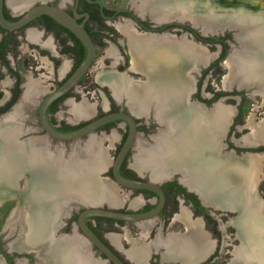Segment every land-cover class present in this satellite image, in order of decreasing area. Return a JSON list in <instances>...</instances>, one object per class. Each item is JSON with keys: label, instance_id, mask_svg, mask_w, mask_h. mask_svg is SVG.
I'll return each mask as SVG.
<instances>
[{"label": "flooded vegetation", "instance_id": "flooded-vegetation-1", "mask_svg": "<svg viewBox=\"0 0 264 264\" xmlns=\"http://www.w3.org/2000/svg\"><path fill=\"white\" fill-rule=\"evenodd\" d=\"M25 1L26 2L24 5L22 4L20 7H15V5L10 4L8 0H3V14L5 18L9 21H15L32 6L38 5L40 3H46L61 8L65 12L72 15L77 23H82L83 28L87 31L93 43L94 54L95 48L101 49V52L104 53L97 61L95 67L96 73L93 87L96 91L103 92L105 95L110 94L111 98H113V100L117 103H119L116 101L117 98L114 96L116 98L115 99L113 97L114 94L112 95V87L115 86L113 85L114 83L112 79L118 77L124 78L127 84L130 86H140L143 84V82H145V84L147 83V86L149 85V88H155V90L159 88L161 89V64L160 68L158 69L159 74L157 76L155 75L152 79H147L142 71L132 68L131 59L133 57V53H142V49L148 45L147 43L149 41V46H151V48L147 47L145 50L146 53H144L148 57L157 54L161 58V54L163 53H161L162 46L163 49H165V47H170L164 44V40L162 39L169 38L176 42L174 48H177L176 50L181 52L180 55L185 54V56H191L193 60L195 59L194 61L204 60L206 55H204V52L196 54L194 51L189 52L188 54V51L182 47L183 45L186 46L187 43H196L202 45L205 44L209 46L215 44L218 45V52H207L209 55V61L206 62L205 65L201 66L199 70L187 71L186 73L182 74L181 78L177 76L178 79H176L173 75L172 77L175 79L172 80L173 78H170L169 81L172 80L174 83H170L169 85L176 87L179 84V86H184L183 90L185 91L180 99L181 104L184 106L197 107L206 114H209L217 107L226 106L229 108L228 110L230 115L227 116L226 121H229L230 124L224 126L226 122L225 121L224 124L222 123L220 125L221 132L215 136V155L212 154V157H214L212 160L216 161L226 158L227 154H231V157L234 158V161H236L235 159L242 161L243 159H246V157L264 154V146L258 148H245L242 146L243 142L254 143L244 140V137L252 131V126L249 125V121L247 125L250 126V132L245 136H243L242 133L238 134L240 129L244 128L240 125H242L243 121V106L247 93H249V91L255 90L256 93L260 94V96L262 95L258 91L260 88H257V83L260 82V79L258 78V70L264 67L263 61L258 60V62H256L255 60H251L253 64L256 62V64L253 66H257V69L253 66H250V68L253 69L245 71L247 73V78L245 80H248L251 85L244 86V83L247 81L244 82L241 78L242 68L240 67V64L242 62H239V60H241L243 55L252 56L253 51H250L249 46H244V52L242 54H236V59L238 60L237 63L234 61L235 66L233 65L234 67H232L233 72L231 74L232 81L230 80V85H224L226 88H223V85L214 88L213 85L209 83V79L211 77L214 76L216 79V77L220 75L221 66H223V68L226 69L228 73V68L225 65V61L230 55H232V53L228 54V40L230 37H234V35L231 34V30H229L231 33L227 32L220 36L218 35V37L212 38L208 37L206 34H201L200 30L194 28L192 26V22L189 20H184L182 23L171 22L169 24H161V21L155 20L149 12L140 13V11L137 9V6L135 7L133 4V1L130 2L125 8H114L108 6L105 4L104 0ZM135 1L137 2V0ZM139 2L141 3V0H139ZM119 22H127L130 24L134 34L127 33L122 28L117 27V23ZM143 40L146 41L143 42ZM242 43L249 45L245 38ZM85 55L86 48L84 44L76 37V35L70 29L61 25L53 18L45 14L38 15L25 25L12 30L6 29L0 25V146L3 147L9 140V145L11 146V144H14L17 148H20V146L24 145L28 149V145L31 146L32 144H41V146H44L43 150H53L51 147L52 144L47 143V141L52 142L53 140L58 139L46 132L41 126L39 117V108L41 102L53 89L58 87L66 78H68V76L82 62ZM21 59L22 61L24 60L26 62V65L23 66L20 64L19 60ZM46 60L49 62L52 73L49 71L48 65H44L48 63ZM94 61H96L95 55H93L90 67L93 66ZM256 71L258 73H256ZM251 72L255 73V75L250 76V74H252ZM100 75H102V77H100ZM135 76H141L142 78L137 80ZM81 77L67 92L54 99L45 110L47 122L57 132L65 133L73 131L92 119L101 116L99 115L93 117L92 115L94 114V109L89 114L90 117L88 118L86 117L88 115L75 117L72 113L71 108L82 103V100H76V96H78L80 92H83V89L87 88V84H80ZM155 78L157 79L155 80ZM252 81L255 83H251ZM29 85L33 86V91H35L34 94H29L27 92ZM44 86L48 89H43ZM71 93H73V96H71ZM203 93L206 94V96H203ZM261 97L263 98V96ZM127 110L128 108L123 106H110L107 111L113 112ZM232 110L233 118L231 117ZM134 120L136 123V134L139 133V129L142 131L150 130L154 129L156 126L153 125L154 122H151L148 125L145 122L143 123L138 118L134 117ZM120 123H123L125 127L122 132L121 143L118 145L117 152L127 134L128 124L122 119H116L96 130L107 131L108 129H111L112 126L121 130V126L119 125ZM166 128V125L161 122V130ZM222 129H225V131H222ZM161 130L156 133V135L160 134ZM112 131L113 136L117 134L116 130ZM85 137L86 136L81 138ZM61 141L69 142L68 140ZM140 144H142L144 147H153L151 145H145L146 143L142 142ZM45 146H48V148L52 150L46 148ZM82 147H85V144ZM8 148H10V151H14V149H11V147ZM73 148H79V144H74ZM59 149L61 148L59 147L56 150ZM78 150L81 151V149ZM248 150H257L258 153H254L249 156H242L243 153ZM131 151L132 148L129 149L125 158L121 162L119 167L121 176L130 179L148 181L149 176L144 177L142 175V172L145 170L141 169L144 168H138L135 164V157L138 152L137 147L134 158H132V161L129 163L128 159L131 155ZM55 155V161L58 168V171L56 172L58 176H64V173L67 171L75 172L76 169L74 168L64 171L66 167H63V165L69 160L64 159L61 152L56 153ZM16 161L17 160L15 159V162ZM21 161L23 163L15 164L13 167V169L17 168V173L21 170L25 171L24 174L17 175V173H15V175L18 176V182L16 181L14 183L11 182L6 184L5 181H0V216H3V222L0 223V264H57V261L59 262L58 258H63L65 255L63 254L64 251L60 247H63L64 245L67 248V246L70 247V244L76 249L74 252L70 253L73 256L75 255V258H78L79 256H84L85 258L86 252L84 248H87L89 251H87L89 259H102L109 264H113L110 260L108 261L107 257L93 244H86L87 241L85 240V235L77 226V217L81 211L86 209L87 206L82 203L77 204L76 199H69L68 195H66L64 191L58 194H61V200L65 197V199L62 201L63 204L64 202L71 200L69 201L67 210L65 211L64 205H61L62 202L54 197L53 202L55 201L56 205L53 206L54 203H50L46 215L51 223L48 224V230L46 234L41 235L38 238H31V232L29 229H32L34 226V223H32V210L37 208L38 203L36 202L32 208L31 205H29L27 198H25L24 193L21 191L23 188L21 183L22 177H24L23 183L27 181L30 184H35L38 181L43 180H39L38 176H41L42 178H48V175L40 173L37 174L38 171L36 169L37 167L35 163H26V160H23L20 157V162ZM3 167L4 166L1 163L0 168ZM32 169H36V174ZM176 170L177 172L174 173V175H172L169 179H163V177L161 178L162 180L160 183L154 182L159 186L164 194L163 205L156 216L146 220L129 221L103 216H87L85 218V224L125 264H137V259H135L130 254V249L132 248L133 243L131 242L130 246V243L127 242V248H124L121 245L120 239H125L124 234L126 233L134 236V238H140L142 224H144L146 227H149L147 228L149 229L147 237L151 239V241L159 238L156 241L154 240L153 244L143 243L146 244L149 249L145 253V258L142 264H218L220 261H222L224 264H230L234 258L233 251L235 247L241 244L240 236L238 235V237L236 235V225L233 223V219H231L232 216H234L237 212L223 210L218 207L216 208L215 206L219 205L215 204L214 206V203L212 202L210 203L213 205H205L203 202H209L203 200L197 188H194L186 183L179 167L172 171ZM87 172L89 173V171ZM33 173L35 175H33ZM109 173L111 176V181L118 185L111 173V166ZM170 173L171 172H168L167 176L165 177H168ZM82 174H86L85 169H83ZM84 177L86 179L87 176L85 175L82 178ZM72 178L75 180V177ZM80 179L81 178H79L78 181H80ZM151 179L154 181L158 180L154 178ZM83 180L84 179H82V181ZM6 185H8V187H12V189L10 188V190L7 191L5 189ZM126 188V193H118V195L120 194L121 196V202L111 205L110 207L107 204L98 205V207L119 212L144 213L154 209L160 201L159 195L154 191L138 188ZM256 188L257 187L255 186V197L257 202L260 203L261 199L257 197L258 188L257 194ZM20 193H22V195ZM32 193L36 194V191L33 189ZM40 193H42L43 198H45L46 193L44 194L43 191H40ZM23 196L24 198L22 199ZM7 199H12L15 201V205L11 208L9 213L10 218H13L11 215L15 213L13 211L16 209H19L22 212H24V210L27 211L25 217H28L27 214L31 208L29 218L31 220H29L31 227L26 226L25 223L24 230L20 229L9 219L10 222L7 221V227L9 230L6 231V221H4L5 210L3 205L5 202H7ZM43 200L44 199L41 201L44 202ZM22 202L24 203L22 204ZM57 202H59V204H57ZM19 204H22L23 206L21 207L23 208H18ZM62 210H64L63 215H61ZM181 213H183L184 218L181 216ZM59 214L61 216H58ZM24 215L25 214H23V217ZM175 216L182 218L184 222L178 218H175ZM54 218H56V222H54ZM173 219L178 220L182 224L181 231H169L164 233V229H166ZM197 220L200 222L203 232L210 239V245L206 252L196 260H191L189 256L181 257V255L174 258L164 257L163 254L165 252V248L162 242H164L165 239L168 240L169 238L183 241L182 239L187 237L186 235L188 232L186 222H194ZM130 222L135 225V229L133 231H130V229L126 226V224ZM145 222H149L151 225L149 226V224H145ZM52 223H54V226H51ZM27 225L29 224L27 223ZM144 225L142 227H144ZM226 226L230 227L233 232L232 235L238 240V244L233 245L232 250L226 249V242L223 241L224 238H227V240L231 239L227 234H225V229H222V227L226 228ZM18 228L20 229V234L23 231L21 234L22 236L18 233ZM9 232L11 235L6 237L7 233ZM120 232H123V234ZM70 237L75 240L73 242H71V240L69 242L66 241ZM111 237L113 239H111ZM78 240L80 243L77 242ZM132 240L134 239H131V241ZM136 241L135 244H138ZM24 242L28 244L25 245ZM155 242H158V247L153 246ZM151 247L153 248L151 249ZM150 249L154 255L148 253ZM180 249H184L183 242ZM185 253H187V251H185ZM226 254H228V257H226ZM149 256L152 257L150 258Z\"/></svg>", "mask_w": 264, "mask_h": 264}, {"label": "bare ground", "instance_id": "bare-ground-1", "mask_svg": "<svg viewBox=\"0 0 264 264\" xmlns=\"http://www.w3.org/2000/svg\"><path fill=\"white\" fill-rule=\"evenodd\" d=\"M253 1L254 3L257 2V0ZM8 2L15 5V7H20V5H24L26 1L8 0ZM195 3L196 0H141V3L137 4V9L140 13L149 12L157 21H164L169 18H177L180 20L189 19L197 25L203 23V27L206 28L204 21L196 22L199 15L195 13L198 8L193 9ZM176 5L183 6L184 9L181 7L173 9ZM161 6L167 8L164 10L165 14L163 15H161ZM170 7L172 8L170 9ZM189 8L193 9L192 13L185 16L181 14L182 11H189ZM205 9L210 8L206 7ZM250 9L249 6L242 7L240 4L234 8L229 7L227 13L228 20L226 21L227 25H234L237 29H252L249 32L250 35L248 39H246L249 44L246 45L249 46L250 51L253 50L252 56L243 55L241 60H239V62H242L240 64L242 68L241 78L244 82L247 81L244 83V86L250 84L248 80H245L247 78V73L245 71L253 69L250 68V66L256 64L258 60L263 61L264 64V11L257 12L251 9V13L249 12ZM207 12L211 14L209 10H207ZM214 18L215 17L208 15V19L213 20ZM117 27L122 28L127 33L134 34L132 26L127 22H119L117 23ZM211 28L212 25L209 29L211 30ZM162 40H164L168 46H172V48L175 47L176 42L172 39L163 38ZM144 41L146 40H143V42ZM149 42L147 43L148 45L142 49V53H133L132 68L142 71L147 78L150 79V77L159 74L158 68H160L161 64V89H149V85L145 86V82L144 85L130 86L124 78L118 77L112 79L113 85H115L112 87L113 94L116 98L126 97L127 103L131 107L130 109L136 113L143 112L141 114L147 113L150 103L153 102L155 116L167 127L161 130L160 134L156 135V137L154 136L155 145L153 147H144L142 144L137 146L138 152L135 157L136 166L138 168L149 169L154 179H161L167 176L168 172L179 167L186 183L197 188L204 201L212 202L214 205L217 204L221 207L238 208L239 214L234 219V223L238 227V233L241 239H243V244L239 248L234 249L233 252L236 259L231 261L230 264H264V208L257 202L255 197V186L258 177L261 175L262 165L264 167V160L262 161L260 155L246 157V159L240 160L242 164H240L239 161H232L229 155H227L226 158L219 160L215 159L216 161L212 160L214 159L212 154H214L216 145L215 136L221 132L220 125L222 123L224 124L227 120L229 108L226 106L217 107L209 114H206L197 107L182 105L180 99L185 91L183 90L184 86H179V84L176 87L169 85L170 83H174L172 82V80L175 79L172 77V71H174L173 69L177 66L179 60L175 59V56H172L173 54L170 56L161 54V63H159L157 54L153 55V57H148L144 53H146L145 50L147 47H150ZM182 47L188 51V54L193 51L196 54L203 52L202 48H200L201 46L198 47L191 43H187L186 46L183 45ZM237 60L238 59L234 61L237 63ZM251 60H255L256 62L253 64ZM230 61L232 60L230 59ZM195 62L198 61L196 60ZM235 62L231 65L228 64L231 72H233L232 67L235 66ZM254 68L257 69V66ZM258 71L260 82L257 83V86L264 96V67L260 68ZM253 72H251L252 74H250V76L255 75ZM256 73L258 72L256 71ZM231 74L224 78L223 83L225 86L230 85L232 81ZM100 77H102V75H100ZM170 78L173 79L169 81ZM146 87H148V89ZM33 90V86L29 85L27 92L29 94H34L35 91ZM93 109L94 104L84 101V103L80 105L73 106L71 111L75 117H79L89 115ZM249 125L252 126V131L244 137V140L247 142L264 143V121L256 124L249 121ZM94 137L92 136V138H89L85 147L81 146V148L73 149L72 156L68 158L69 161L64 163L63 167H66L64 171L73 168L76 170L75 172L69 170L70 172L67 171L62 177L58 176L56 172L58 171L55 161L56 153L43 150L44 146H41V144L28 145V149L24 145L17 148L14 144L10 146V141L8 140L6 143L4 142L5 145L3 147L0 146V164L2 163L4 166L0 168V181H5L7 184L9 177L17 173V168L13 169V167L17 164L15 159L18 161L20 157L23 160H28V163H35L38 171L37 174L48 175V181L46 183H43L42 180L31 186L30 183L28 184L30 189L36 191V194L30 193V198L33 200L34 204H36V202L38 203L32 220L34 226L32 225L33 228L29 229L31 238H38L46 234L49 220V218L46 217L48 206L50 202L54 200V197L60 199L61 194L59 195L58 193L62 191L68 195L69 199H77L85 203H94V201L100 200L115 205L121 202V198L115 186L112 187L96 179L97 177L95 178V169L97 170L99 167L103 166L104 163L106 164L105 159L107 154L105 155L102 150L97 149L100 141ZM8 147L14 149L16 156H12L9 152L10 148ZM78 149H81V151ZM88 154H93L94 158L91 160ZM199 165L204 166L206 170L201 171L203 168H198ZM83 169H85L86 179L85 177L82 178L85 176L82 174ZM87 171H89V173ZM35 174L33 173V175ZM72 177H75V180ZM79 178H81L80 181H78ZM38 179L40 180L42 177L38 176ZM82 179L84 180L82 181ZM40 191H43L44 194L46 193L45 198H43V194L40 193ZM40 195L42 197H40ZM93 196H95V198H93ZM42 199H44V202L41 201ZM53 206H55V203ZM181 216L183 217V213H181ZM186 224L188 232L186 235L187 237L182 239L183 241L169 238L170 241L169 239H165V241L162 242L165 248L164 257L174 258L181 255V257L189 256L191 260H196L206 252L210 245V240L203 232L200 222L198 220L194 222L187 221ZM147 228L149 227L144 225L142 229L144 235L148 232ZM70 240L73 242L75 239L70 237L66 241L69 242ZM135 241L136 240L131 241L133 245L130 249V254L137 259V264H142L145 253L149 248L146 244L141 242L138 243V241H136L138 244H135ZM182 242L184 249H180L182 247ZM24 244L26 245L28 243L24 242ZM69 246L70 247L67 246V248L64 245L60 247L64 251L63 254H65L63 257L67 259L69 264H96L94 260L88 258L87 248H84L86 252L85 258L83 259L79 256L81 258L77 263L75 255L73 256L70 254L76 249L73 248L71 244ZM153 246L158 247V242H155ZM185 251H187V253H185Z\"/></svg>", "mask_w": 264, "mask_h": 264}, {"label": "water", "instance_id": "water-1", "mask_svg": "<svg viewBox=\"0 0 264 264\" xmlns=\"http://www.w3.org/2000/svg\"><path fill=\"white\" fill-rule=\"evenodd\" d=\"M239 1L240 0H196L195 6L193 5L194 6L193 8L194 9L198 8L196 11H198L200 13H207L208 15L215 17L213 20L211 30H206V31H210L212 33H222L224 30H229L232 28L235 30L237 29L234 25H227L226 21L228 20L227 19V13L229 11L228 8L229 7H232V8L237 7V5H239L238 3H240ZM243 3L247 4V6H242V7H248L249 6L251 9L264 10L259 3H257V2L254 3L253 0L252 1L244 0ZM206 7L207 8L209 7L210 9H205ZM207 10H209L211 12V14L208 13ZM42 14L50 16L51 18H53L55 21H57L61 25L70 29L76 35V37L84 44V46L86 48V55H85L84 59L82 60V62L68 76V78H66L58 87L53 89L41 102V105L39 108V117H40L41 126L45 129L46 132H48L49 134H51L52 136H54L58 140H68V141L73 142V141H78L81 137H84V136L89 137V138L91 136H94V133L97 129H99L101 126H103V125H105V124H107L113 120H116V119L124 120L128 124V131H127V134L125 136L123 143L121 144L116 156L113 158V161L111 163V173L113 175V178L118 183V185H122V186H125L128 188H138V189L151 190V191H154L155 193H157L160 197V201H159L158 205L154 209H152L151 211L144 212V213L119 212V211H115V210H111V209H105V208L98 207V205H101L102 202L106 203L110 207L111 205L108 204L106 201H99V202L96 201L94 203H84V202L78 201L76 199L77 204L82 203V204L87 206L86 209L81 211L77 217V226L82 230L83 234L85 235V240L87 241L86 244L87 245L93 244L97 249H99L107 257L108 261L110 260L113 264H125L100 238H98L89 229V227L85 224V218L87 216H103V217L121 219V220H126V221H129V220H146V219H150V218L156 216L158 211L162 207L163 202H164V194H163V191L159 188V186L154 183L155 182L154 180H152L150 177H149L148 181L138 180V179H130V178H126V177L121 176V174L119 172V167L121 165V162L123 161L127 152L129 151L130 148H132L134 142L136 141L135 140L136 139L135 138L136 137V123H135L134 117H136V115H141V114H136L135 112H133L130 109V107H128L127 111L107 112V113H105L99 117L92 119L91 121L87 122L86 124L80 126L79 128H77L73 131L65 132V133L57 132L49 125V123L47 122V119L45 117V110H46L47 106L54 99H56L57 97L61 96L65 92H67L75 84V82L89 69V67L91 65V61L93 59V55H94V46H93V43H92L87 31L83 28L82 23H77V21L75 20V18L72 15L65 12L64 10H62L59 7H55V6L46 4V3H40L38 5L32 6L30 9L25 11L17 20L9 21L5 18L4 14H3V0H0V25L6 29L12 30V29L19 28V27L25 25L26 23H28L29 21H31L36 16L42 15ZM184 20H187V19L180 20L177 18H169V19L164 20V21L162 20L161 24H169L171 22L182 23V21H184ZM216 21H219V23H221V25L224 24V25H222L223 27H220V24H218V23L216 24ZM192 26L199 29L201 34H203V35L206 34L205 33L206 31L202 30L200 24L197 25V24L192 23ZM237 32H238V29H237ZM234 37L236 40H238L236 38L235 34H234ZM164 44L168 45L165 42H164ZM176 49L177 48H172V46H171V48L165 47V49H163V46H162V50H161V53L163 52L162 53L163 55L170 56L173 54L172 56H175L174 58L179 60L177 66L174 67V69H173L174 71H172V74L174 75V77L176 79H178L177 76H179V78H181L182 74L186 73L187 71L199 70L201 66L205 65L206 62L209 61L207 58V59H204L202 61L195 62L191 56H188V55L185 56V54H183L181 56L180 55L181 52H178ZM179 56H180V58H179ZM152 78L153 77H150V79H152ZM156 79L157 78H155V80ZM111 93H112V91H111ZM112 95H113V93H112ZM113 97H114V95H113ZM151 100H152V98H151ZM116 101L120 102L118 99H116ZM150 107H151V109L153 108V110H154L155 107H154L153 102L150 103ZM144 115H146V113ZM146 116L149 117V113ZM152 116L155 118L154 112L152 113ZM86 117H90V116L88 115ZM156 120L159 123V125L161 126L160 119L157 118ZM228 124H230V122L226 121L224 126L228 125ZM160 129L161 128L159 127L157 129L156 133L159 132ZM223 130L225 131V129H222V131ZM98 140L100 141V144H99V147L97 149L102 150V152L105 154L106 150L101 146L102 139H98ZM152 140L154 141L153 138H152ZM242 146L245 148H258V147L264 146V144L263 143H246V142H243ZM11 149H13V148H11ZM9 152L12 154V156H16L15 151L9 150ZM254 153H258V151L257 150L256 151H249L248 150V151H245L242 156H249V155H252ZM17 157H18V154H17ZM200 159H204V158H200ZM16 163L19 164V163H23V162L22 161L20 162V160H18V161H16ZM26 163H28L27 160H26ZM105 167H106V164L104 163L103 166L99 167L97 170L95 169V176L97 177L96 179L103 180L102 176L100 177V174L102 172H104ZM198 168H203L201 171L206 170L205 167L201 166V165H199ZM176 172H177V170L172 171L168 175V177H164L163 179H169ZM24 173H25V171L21 170V171H18L17 175L18 174H24ZM42 179L44 181L43 183H46L48 181V178H42ZM17 180H18V176H16L14 174L13 176L9 177L7 184L11 183V182L14 183ZM260 180H261V178H259L257 181V184H256L257 188H258V185L260 183ZM28 184H29V182L26 181L24 183L21 191L24 193L25 198L29 199V200L28 199L27 200H28L29 205H31V208H32L35 204H34L33 200L30 198V193H32V189H30L29 187L31 185H33V183H31L30 186H28ZM48 187H50V186H48ZM10 188L12 189V187H8V185L5 186V189L7 191L10 190ZM257 188H256V194H257ZM20 194L22 195V193H20ZM24 196L22 197V199L24 198ZM40 197H42V196L40 195ZM257 197H259L258 194H257ZM46 200L49 201L48 199H46ZM59 200L62 202L64 199L62 198V200L61 199H59ZM71 200H69V201H71ZM25 201H26V199H25ZM69 201L64 202V203H69ZM24 202H22V204ZM59 202H57V204H59ZM50 203L51 204L55 203V201L53 202V200H52ZM203 203L205 205H213L210 202L209 203L203 202ZM261 203H262V201H261ZM22 204H19L18 208H23V207H21V206H23ZM62 204H63V202H62ZM88 206H90V207H88ZM215 207L221 208L223 210L236 211L237 213L234 216H232V218H231L233 220L239 214V209L236 207H219V206H215ZM30 209H29V212L27 214L28 217H25L27 211L24 210V212H22L19 209H16L15 213H13L11 215V216H13V218L11 217L12 219L10 218V221L14 222L16 224V226H18L20 229H23V230L25 228V223H26V226L31 227V225L29 223ZM34 212H35V210H32V217H34ZM23 214H25L24 217H23ZM56 218H54V222H56ZM51 222H52V220H51ZM27 223L29 225H27ZM49 223L50 222L48 220V224ZM53 224L54 223H52L51 226H54ZM19 228H18V233L20 234ZM236 229H237V227H236ZM20 235H19V237H20ZM236 235L238 236V229H237ZM43 237H45V236H43ZM77 242L80 243L79 240ZM240 242H241V239H240ZM239 247H240V245L235 247V248L237 249ZM87 251H88V249H87ZM81 257L84 259V256H81ZM81 257H79L78 259L76 258L77 263L79 262V259ZM58 259H59V263L57 261V264H69L65 257H63V258L60 257ZM92 259L94 260V262L96 264H104L106 262L105 260H102V259L101 260L100 259H94V258H92ZM234 259H236L235 256H234L233 260Z\"/></svg>", "mask_w": 264, "mask_h": 264}, {"label": "rangeland", "instance_id": "rangeland-1", "mask_svg": "<svg viewBox=\"0 0 264 264\" xmlns=\"http://www.w3.org/2000/svg\"><path fill=\"white\" fill-rule=\"evenodd\" d=\"M104 1H105V4L106 5L111 6V7H114V8H125L132 1H133V4L135 5V7L137 6L136 4H139L140 3L139 0H137V2L135 0H104ZM243 1L244 0H240L239 2H241V3H239V4L242 5V6H247V4L243 3ZM257 3H259L261 5V7L264 9V0H257ZM178 7L183 8V6L176 5V6H174L173 9L178 8ZM171 8L172 7H170V9ZM165 9H167V8H164L163 6H161V15L165 14L164 13V10ZM193 9L192 8H189V11H186V10L185 11H182L181 14L182 15L184 14V16L187 15V14H190V13L193 12ZM253 11H257V12L260 11L261 12V11H264V10H256V9H254ZM249 12L252 13V10L250 9ZM195 13H196V15H199L198 16V19H196V22L198 23V22L204 21V25H206V28H205V27H203V23L200 24L202 30L203 31L210 30L209 27L213 24V20L214 19L213 20L208 19L207 13H200L198 11H196ZM187 20H189V19H187ZM205 20H207V21H205ZM185 22H187V21H185ZM205 22H208V23H205ZM217 23H219V21H216V24ZM222 25H224V24H222ZM222 25L220 23V27H223ZM194 28H196V27H194ZM229 30H231L232 33ZM229 30H224L222 33H212L210 31H206L205 32L208 37H212V38L218 37V35L220 36V35L228 32V33H231L232 35L235 34L236 38L238 39V40H236L235 37H230V39L228 40V43H229L228 54H231L232 53V55H230V56L228 55L229 57L225 61V65L228 68V73H227V70L223 68V66L220 67V75L217 76L216 79H215L214 76L209 79V83L211 85H213L214 88L220 87L221 85H223V88H226L224 86V83H223L224 78L227 75H230L232 73L230 71V68H229V65L228 64L231 65L234 62V60L236 58V54H242L244 52L243 50H245V47H247V45H245L244 43H242V41H244V38L245 39H248V37L250 35L249 32L252 29L250 28V30H249V29L239 28L238 29L239 30L238 32H237V29L235 30L233 28L232 29H229ZM186 41H188V40H186ZM194 45L195 46H198V47L201 46L200 48H202V50L204 52V55H206L205 56V59H207L209 57V55H208L209 52L210 53H216V52L219 51V48L217 47L218 45H216V44L215 45H211V46L204 44L205 45L204 46L202 44H196L195 43ZM103 54L104 53L101 52V49L95 48V54L94 55H95V60L96 61H94L93 66L90 67V69L83 74V76L81 77V80H80V84L81 85L82 84H87V88L83 89V92H80L81 94L79 93L78 96H76V100H78V101H81L82 100L81 101L82 103H84V101H85L87 103L94 104V111H93L94 114L92 113L93 114L92 115L93 117L94 116L103 115V114L107 113L108 112L107 110H108V108L110 106H123V107H126V108L129 107V105L126 102L125 97L118 99L120 102L117 103V102H115L113 100V98H111V95L110 94L105 95L103 92L96 91L94 89V87H93V84L95 83V73H96V70H95L96 68L95 67H96L97 61L102 57ZM230 59L232 61H230ZM31 60H33V59H31ZM19 62L23 66L26 65V62L24 60L22 61V59L19 60ZM44 65H48V69L52 73V70H51V67L49 65V62L47 64H44ZM135 78H137V80H140L142 77L141 76H139V77H136L135 76ZM209 83H208V85H209ZM251 83H255V82L252 81ZM248 85H250V84H248ZM248 85H246V86H248ZM43 89H48V88H46L44 86ZM258 91L261 94H263L259 89H258ZM71 96H73V93H71ZM203 96H206V94L203 93ZM261 96H263V95H261ZM261 96H260V94L256 93L255 90L249 91V93H247V95L245 97V101H244V106H243V110H244V112H243V121H242V125H240V126H242L244 128L243 129H240V131H239L238 134H241L242 133L243 136H245L247 133L250 132V126L247 125L248 121H251V122L253 121L254 124L255 123H260V122H263L264 121L263 120L264 119V96H263V98ZM147 112L149 113V117L146 116V115H148V113H146V115H144V114L136 115L135 118L140 119L143 123L145 122L148 125L151 122L152 123L154 122L153 125L154 126L156 125V126H155L154 129H150V130H144V131H142L141 129H139V133H137L136 134V137H135L136 138L135 139L136 141L134 142V144L132 146L131 155H130V157L128 159L129 163L132 161V158H134V154L136 153V147L141 142L146 143L145 145H151V146H154L155 145V138H154V136L156 135L155 133H156L157 129L159 127L161 128V126L159 125V123L156 120L157 117L155 116V118H154L152 116V113L154 112L153 108L151 109V107H149ZM154 115H155V113H154ZM229 115H230V113H229ZM231 117L233 118V110H232V113H231ZM261 120H263V121H261ZM119 125L121 126V130L119 128H116V127H113L112 126V128L111 129H108L107 131H104V130H102V131H96L94 133V136L95 137L94 136L93 137L94 138H97V139H102L101 146L106 150L105 155L107 154L106 155V159H105V161H106L105 170H104V172H102L100 174V176H102V178H103V180H101V181H103L104 183H106L107 185H110L112 187L115 186L116 189H117V191H118V193L120 192V193L123 194V193H126L127 192V188L124 187V186H122V185H116L114 182H112L111 181V176H110V173H109L111 163H112L113 158L115 157V155L117 153L118 145L121 143V136H122L123 129L125 127L123 125V123H120ZM112 130H116L118 136H117V134L113 136V133H112L113 131ZM91 138H92V136H91ZM152 138L154 139V141L152 140ZM88 140H89V137L80 138L78 141H73V142L72 141L66 142V141H61V140H53L52 142L51 141H47V143L52 144L51 147L53 148V150L50 149V148H48V146H45V147L48 148V149H50V150H52L53 152H56V153H60L61 152L63 158L64 159H68L69 157L72 156L73 149H74L73 148L74 147V144L78 143L79 144V148H81V146H83L84 144H86L88 142ZM44 142L46 143L45 140H44ZM59 147L61 149L56 150ZM213 155H215V154H213ZM227 155H229L230 156V159L232 161H234V158L231 157L230 154H227ZM259 155L262 157V161H263L264 160V154H259ZM89 156H90L89 158L91 160L94 158V155L93 154H90ZM235 160L236 161H239V163H240V160H238V159H235ZM141 170H145V171L142 172V175L144 177H148L149 176L150 178H152L150 170H147L146 168L141 169ZM261 171H262L261 172V175H260V177H258V179L261 178L260 183L258 185V194H259V198H261V201H262V203H261V201H260V203H261L262 207L264 208V167H263V165H262ZM95 178H96V176H95ZM23 179H24V177H22V181H21L22 187L24 185V183H23L24 180ZM160 180L161 179L155 180V182L156 183H160L161 182ZM17 182H18V180H17ZM119 196H120V194H119ZM125 197H126V195H125ZM93 198H95V196H93ZM97 201H100V200H97ZM94 202H96V201H94ZM105 204L106 203H104V202L101 203V205H105ZM14 205H15V201H13L12 199H7V202H5V204L3 205L4 210H5V213H4L5 219H4V221H6V223H5V226H6L5 229H6V231L9 230L8 227H7L8 226L7 221H9V219H10L9 213L11 211V208L14 207ZM61 205H64V210H67V207H68L69 203L68 204L64 203V204H61ZM110 205H112V204H110ZM64 210L61 211L62 212L61 215H63V211ZM61 215L59 214L58 216H61ZM175 218H178L179 220L183 221V219L180 218V217H176L175 216ZM2 219H3V216H0V223L3 222ZM146 223H148L149 226L151 225L149 222H145V224ZM233 223H234V220H233ZM170 224L166 227V229H164V233H167L169 231H181L182 224L178 220L173 219V220H171ZM143 225L144 224L141 225V232H142V229H143V227H142ZM126 226H127V228L130 229V231H133L135 229L134 228L135 225L133 223H131V222L130 223H127ZM223 228L225 229V234H227L229 236V238H231V239H228V240H227V238L226 239L225 238L223 239V241L226 242L225 248L232 250V246L238 244V240L235 239V236L232 235L233 232H232V230L230 229L229 226H226V228L225 227H222V229ZM206 229H207V227H206ZM237 229H238V227H237ZM141 232H140V238H134V236H131L128 233L124 234L125 239H123V238L120 239L121 240V245L124 248H127V244L126 243L128 242V243H130V246H131V239H134V240L136 239L138 241V243L139 242H142V243H147V244H153V241L155 239L151 241V239H149L147 237L148 232H147L146 235L142 234ZM120 233L123 234V232H120ZM10 235H11V233L9 232V233H7L6 237H9ZM238 235H239V233H238ZM111 239H113V238L111 237ZM157 239H159V238H157ZM240 239H241V237H240ZM242 244H243V239H241L240 246ZM152 248L153 247H151V249ZM151 249L149 250V254L151 253V255H154V253L152 254V250ZM226 257H228V254H226ZM104 264H109V263L108 262H105ZM218 264H224V263L222 261H220V262H218Z\"/></svg>", "mask_w": 264, "mask_h": 264}, {"label": "crops", "instance_id": "crops-1", "mask_svg": "<svg viewBox=\"0 0 264 264\" xmlns=\"http://www.w3.org/2000/svg\"><path fill=\"white\" fill-rule=\"evenodd\" d=\"M150 48H151V46H150ZM158 57V60H159V63H161V58L159 57V55H157ZM150 57H153V56H150ZM159 69V68H158ZM146 76V75H145ZM147 77V76H146ZM147 79H149V78H147ZM147 84V83H146ZM145 84V86H147ZM142 85H144V82H143V84ZM147 89H148V87H146ZM150 89V88H149ZM157 90H159V89H157ZM155 92H157V91H155ZM121 98H123V97H121ZM117 99H120V98H117ZM125 99H126V102H127V98L125 97ZM128 104V103H127ZM129 105V104H128ZM130 107V106H129ZM131 108V107H130ZM133 111V110H132ZM141 113H143V112H141ZM141 113H138V114H141ZM137 114V113H136Z\"/></svg>", "mask_w": 264, "mask_h": 264}]
</instances>
